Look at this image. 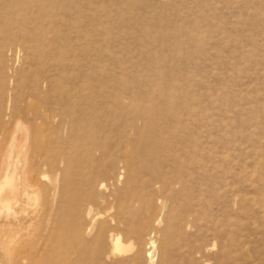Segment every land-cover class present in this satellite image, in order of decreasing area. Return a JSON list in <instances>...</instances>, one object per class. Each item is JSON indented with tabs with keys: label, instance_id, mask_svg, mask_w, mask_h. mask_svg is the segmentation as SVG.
<instances>
[{
	"label": "rangeland",
	"instance_id": "rangeland-1",
	"mask_svg": "<svg viewBox=\"0 0 264 264\" xmlns=\"http://www.w3.org/2000/svg\"><path fill=\"white\" fill-rule=\"evenodd\" d=\"M15 122L121 237L81 264H264V0H0V164Z\"/></svg>",
	"mask_w": 264,
	"mask_h": 264
},
{
	"label": "bare ground",
	"instance_id": "bare-ground-1",
	"mask_svg": "<svg viewBox=\"0 0 264 264\" xmlns=\"http://www.w3.org/2000/svg\"><path fill=\"white\" fill-rule=\"evenodd\" d=\"M14 107L18 108V105L15 104ZM16 124L0 164L2 169L0 175V264H71L73 262L81 264L79 261L86 254L98 253L103 245L107 247L105 248L109 250V254L121 250L123 248L121 237L108 229L107 217L102 221L99 220V224L89 238L91 248L81 245L79 236L88 233L93 218L92 216L89 220L90 207L80 206L83 200L79 192L81 185H70L69 175L66 176V185H41L38 181L40 176L33 168V163L27 160L29 149L26 141L21 140L23 129L21 125ZM69 130L71 131V128ZM26 137L25 135L24 138ZM76 138L77 143L72 144L68 141L71 143L70 163L68 162L70 165L76 162V159L96 150L93 148V143L91 151L85 147L89 135H80ZM12 152L15 153V160L12 168L9 169ZM74 171L77 170L74 169ZM58 198L65 200L61 199L63 202H60ZM56 207L63 212L60 227L56 225L59 220L53 218ZM100 217L101 215L95 216L92 222ZM79 218L88 219L82 228L78 223ZM169 233L168 226L165 234ZM146 245L147 249L144 252L146 262L154 264L157 251L156 240L149 239ZM164 254L165 250L162 256Z\"/></svg>",
	"mask_w": 264,
	"mask_h": 264
}]
</instances>
